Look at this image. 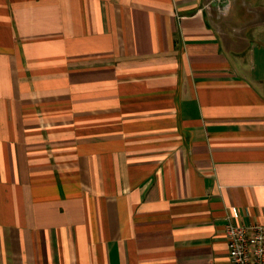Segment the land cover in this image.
Masks as SVG:
<instances>
[{
	"label": "crops",
	"instance_id": "crops-1",
	"mask_svg": "<svg viewBox=\"0 0 264 264\" xmlns=\"http://www.w3.org/2000/svg\"><path fill=\"white\" fill-rule=\"evenodd\" d=\"M0 0V264H231L264 224V0Z\"/></svg>",
	"mask_w": 264,
	"mask_h": 264
},
{
	"label": "built area",
	"instance_id": "built-area-1",
	"mask_svg": "<svg viewBox=\"0 0 264 264\" xmlns=\"http://www.w3.org/2000/svg\"><path fill=\"white\" fill-rule=\"evenodd\" d=\"M219 13L225 0H214ZM243 214L236 205L227 209L225 235L229 246L231 264H264V224L243 222Z\"/></svg>",
	"mask_w": 264,
	"mask_h": 264
}]
</instances>
